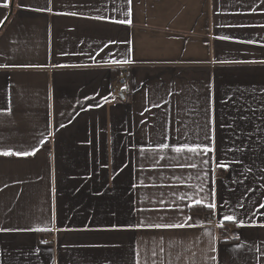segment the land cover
<instances>
[{
    "label": "crops",
    "instance_id": "obj_1",
    "mask_svg": "<svg viewBox=\"0 0 264 264\" xmlns=\"http://www.w3.org/2000/svg\"><path fill=\"white\" fill-rule=\"evenodd\" d=\"M35 149L0 264H264V0H0V153Z\"/></svg>",
    "mask_w": 264,
    "mask_h": 264
},
{
    "label": "built area",
    "instance_id": "obj_2",
    "mask_svg": "<svg viewBox=\"0 0 264 264\" xmlns=\"http://www.w3.org/2000/svg\"><path fill=\"white\" fill-rule=\"evenodd\" d=\"M129 67L127 65L121 66L120 71L115 76L111 87V96L122 98L128 93L129 86ZM48 238L42 239V244H47Z\"/></svg>",
    "mask_w": 264,
    "mask_h": 264
},
{
    "label": "snow or ice",
    "instance_id": "obj_3",
    "mask_svg": "<svg viewBox=\"0 0 264 264\" xmlns=\"http://www.w3.org/2000/svg\"><path fill=\"white\" fill-rule=\"evenodd\" d=\"M3 7L7 8L8 7V4H4ZM121 23H131L130 21H121ZM131 61H123L122 63H130ZM168 145H164V148H167ZM176 152H181L183 151L184 149H181V148H176L174 149ZM188 151L190 152H197V148H188L187 149ZM39 151V149H35V151H32V152H20V153H11V152H3V153H0V155H3V156H11V155H17V156H34L36 154V152ZM200 151H202L204 154H207L209 152H212L214 151L213 148L211 147H204L203 149H201ZM204 163H208V161H204ZM219 167H224L223 164H218ZM200 201H197V204H199ZM207 207H209L210 209H214L216 206L215 204H209L207 205ZM264 207V206H262ZM225 219L227 220H232V217H226ZM166 227H183V225H167ZM44 229H35V231H43Z\"/></svg>",
    "mask_w": 264,
    "mask_h": 264
},
{
    "label": "trees",
    "instance_id": "obj_4",
    "mask_svg": "<svg viewBox=\"0 0 264 264\" xmlns=\"http://www.w3.org/2000/svg\"><path fill=\"white\" fill-rule=\"evenodd\" d=\"M191 209H194L191 208ZM206 208H203V207H200V210L199 211H205ZM228 228L227 227H220L218 228V234H219V238H220V242L223 243V242H229L231 241L230 239H228Z\"/></svg>",
    "mask_w": 264,
    "mask_h": 264
}]
</instances>
